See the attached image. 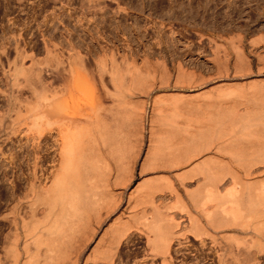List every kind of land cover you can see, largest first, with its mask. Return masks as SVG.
Here are the masks:
<instances>
[{
    "label": "bare ground",
    "instance_id": "6f19581e",
    "mask_svg": "<svg viewBox=\"0 0 264 264\" xmlns=\"http://www.w3.org/2000/svg\"><path fill=\"white\" fill-rule=\"evenodd\" d=\"M108 1L115 7L79 0L85 14L126 12ZM52 15L27 41L17 27L0 26V141L21 125L33 131L32 162L7 183L0 205V264H116L131 256L119 251L123 242L141 244L133 259L141 253L142 263L174 264L197 243L213 264H259L263 56L254 69L240 34L199 33L212 50L213 78L226 79L211 90L213 70L195 75L177 60L170 70L155 57V74L146 56L143 70L133 53L103 46L86 28L88 41L72 27L74 36Z\"/></svg>",
    "mask_w": 264,
    "mask_h": 264
},
{
    "label": "rangeland",
    "instance_id": "374dc122",
    "mask_svg": "<svg viewBox=\"0 0 264 264\" xmlns=\"http://www.w3.org/2000/svg\"><path fill=\"white\" fill-rule=\"evenodd\" d=\"M107 1L104 0L106 8L115 7V3L112 4L108 1L109 5ZM119 1V4L126 9L125 13L119 12L113 18L108 14L101 18L100 12L95 15L85 14L79 0H70L68 3L64 0L56 2H47V0H0V26L17 27L18 29H16L22 33V36L26 39L25 41H27L31 38L32 33L34 35L38 34V28H43L40 25L44 17L52 18V14H58L64 19V24L67 23L65 28H68L74 36L80 34L83 30L80 35L88 41L87 34H84L86 28L103 46L108 47L107 43L113 45L114 42L115 48L120 53H133L136 64L143 70L145 68L142 66V61L146 56L149 61V67L146 69L155 74L161 72L160 67L155 65L156 57V59L161 58L166 68L170 70L176 60L183 65L184 69L193 72L195 75L205 76L206 71L209 74L210 71L208 72V70H213L209 74L213 78V73H216V65L212 60L213 54L210 44L205 41L204 37L200 39L198 36L201 32L207 35L222 34L225 37L240 34L243 37L240 43L241 50H243L247 59H250L249 63L254 69L258 65L260 66V61L257 62L256 57L262 55L264 58V0ZM2 12L5 13L2 15ZM68 16L73 18L69 20L70 17L68 18ZM78 18L81 19V26L76 24L77 27L74 25V21ZM60 24L59 28L61 29L62 24ZM72 27L74 30L78 28L76 35ZM261 37H263V40H261ZM258 38L262 43L259 41L256 45H249L248 41ZM233 52L231 49L228 50L227 67L230 70L229 73L233 70L232 66L234 64L232 63L235 62ZM218 58H223L222 54H219ZM260 76L263 78L264 73ZM260 76H251L250 78L260 79ZM223 81L226 82V79L213 78L208 80L205 86L210 87L212 90L217 82ZM146 107L148 108L147 105ZM18 120L19 118H17V122L14 121L15 124L21 122V120L20 122ZM3 121L8 123L10 119L4 118ZM24 126L19 127V132L15 136H11L6 141H0V205L4 202L3 196L8 189L7 183L17 181V176L22 178V174L26 173L25 164L32 162V155H29L28 152L33 145L31 139L33 138V131L25 132L26 127ZM43 163V167L47 168L49 165L48 159H44ZM20 165H22V171L18 168ZM193 180L195 181V179ZM1 209H3V205ZM123 243L119 246V251L123 255L130 253L131 256L119 259L120 263L116 261L118 264H150L148 261L142 263L141 253L137 257V261L133 259V255L137 251L136 248L141 247V244L134 246L129 243V246H126L125 242ZM18 244H20V240ZM192 244V247L182 248L176 254L174 264H213V257L206 246L199 248L197 243ZM1 263L5 264L6 262L2 260ZM153 264H157V262ZM259 264H264V256L261 257Z\"/></svg>",
    "mask_w": 264,
    "mask_h": 264
}]
</instances>
